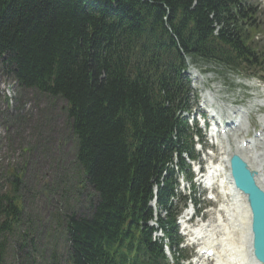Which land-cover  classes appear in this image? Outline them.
I'll use <instances>...</instances> for the list:
<instances>
[{"label":"trees","instance_id":"16d2710c","mask_svg":"<svg viewBox=\"0 0 264 264\" xmlns=\"http://www.w3.org/2000/svg\"><path fill=\"white\" fill-rule=\"evenodd\" d=\"M244 1L0 0L2 70L63 103L75 176L94 197L89 214L54 207L51 253L24 264L159 263L150 203L156 196L166 210L160 226L173 227L170 163L190 147L178 116L189 107L182 71L190 60L234 72L264 65L251 35L257 9ZM3 181L0 264L22 218V174L7 171ZM51 230L63 234L64 250Z\"/></svg>","mask_w":264,"mask_h":264},{"label":"rangeland","instance_id":"374dc122","mask_svg":"<svg viewBox=\"0 0 264 264\" xmlns=\"http://www.w3.org/2000/svg\"><path fill=\"white\" fill-rule=\"evenodd\" d=\"M255 41L264 45V32ZM193 64V74L199 76L193 80L194 86L209 84L229 104L242 103L252 111L249 128L258 127L264 117V108L254 106L258 100L264 101V84L260 80L238 76L210 63L197 61ZM0 87H9L13 95V105L7 106L5 99L4 108L0 98V190L6 185L3 178L7 171L16 170L23 179L19 192L22 218L15 236L8 241V254L3 264H24L32 256L39 261L43 255L51 253L47 241L50 213L54 207H61L67 213L89 214L94 197L87 187H82L79 175L75 176L74 141L63 103L33 90L21 89L16 79L2 70L1 64ZM247 133L248 129L234 134L235 138H242ZM55 231L51 230L50 234L62 251L66 246L63 234L56 237ZM24 232H28V238L22 247Z\"/></svg>","mask_w":264,"mask_h":264},{"label":"bare ground","instance_id":"6f19581e","mask_svg":"<svg viewBox=\"0 0 264 264\" xmlns=\"http://www.w3.org/2000/svg\"><path fill=\"white\" fill-rule=\"evenodd\" d=\"M10 92L12 91H10L9 87H0V98L3 108L6 105L5 99L7 100V106L13 105V95L11 96ZM237 114L239 115L238 112ZM240 114L242 126H245L246 113L240 111ZM229 143L230 146H228L227 150L229 152H226L227 155L224 161L229 159L234 153L241 155L249 164V167L257 173V182L264 190V141L259 140L246 148H243L240 144L233 145L231 141ZM255 146H258L257 150L254 149ZM236 199L234 197L226 205L229 218L228 239L225 240L223 248H220L217 252L219 264H260L254 258L252 249L251 214L247 205H245L244 199L243 202Z\"/></svg>","mask_w":264,"mask_h":264},{"label":"water","instance_id":"95a60500","mask_svg":"<svg viewBox=\"0 0 264 264\" xmlns=\"http://www.w3.org/2000/svg\"><path fill=\"white\" fill-rule=\"evenodd\" d=\"M231 169L236 186L248 194L252 211L254 254L264 264V191L257 185L254 172L236 154L231 158Z\"/></svg>","mask_w":264,"mask_h":264}]
</instances>
